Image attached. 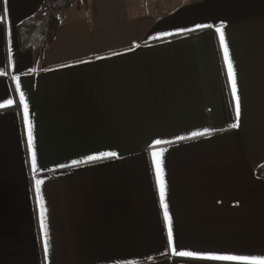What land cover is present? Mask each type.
I'll return each instance as SVG.
<instances>
[{
    "label": "crops",
    "instance_id": "obj_1",
    "mask_svg": "<svg viewBox=\"0 0 264 264\" xmlns=\"http://www.w3.org/2000/svg\"><path fill=\"white\" fill-rule=\"evenodd\" d=\"M43 1L0 0V264H229L172 255L153 151L177 251L264 254V0H87L34 63Z\"/></svg>",
    "mask_w": 264,
    "mask_h": 264
},
{
    "label": "snow or ice",
    "instance_id": "obj_2",
    "mask_svg": "<svg viewBox=\"0 0 264 264\" xmlns=\"http://www.w3.org/2000/svg\"><path fill=\"white\" fill-rule=\"evenodd\" d=\"M4 3L7 4L8 0H4ZM8 12L7 9L4 10V16L7 17ZM198 27H212V25H198ZM224 24L221 23L219 27L216 28V32L219 33L220 40H221V45L224 50V55H225V62L228 67V72H229V80L231 82L232 86V93L235 98V111H236V118L237 121L239 120L240 117V98L237 95V85H236V73L232 65V60L229 55V49L227 42L224 38V32H223ZM4 73H0V75H3ZM15 80L17 81V91L20 89V83H19V77H15ZM20 101L24 106L25 110V119H26V124L28 126V143L30 149H32V167L33 171L36 172L38 171L37 168V154L33 146V136H32V126H31V121L28 119V112H27V101L24 97V93L20 92ZM13 103V101H8L7 104L5 105H0V107H7L10 106ZM232 127H238V124H233ZM204 133H193V136L196 135H203ZM182 139V138H181ZM163 143H167V141L163 140H155L154 144L155 145H160ZM117 153L115 152H108V153H102L100 156H91L88 159L93 160V159H100L104 156H111L115 157ZM153 156V162L154 166L156 168L157 172V181H158V187L160 190V197H161V207L163 208L164 211V219H165V224L167 227V232H168V245L171 248L172 255L178 256V257H183V258H188V259H194V260H206V261H216V262H229V264H264V254H257V255H236V254H230V253H216V252H196V251H187V250H181L177 251L175 245H174V239H173V230H172V217L169 214L168 211V204L166 202V184L163 179V174H164V169H163V151L161 152H152ZM75 163H79L78 161H74ZM44 183L43 180L41 179H36L35 180V188L36 192L38 195V198L40 200V207H41V227L44 230V235H45V241H44V248H45V253L48 252V241H47V225L45 223L46 220V209L44 208V202H43V196L40 194L41 193V185Z\"/></svg>",
    "mask_w": 264,
    "mask_h": 264
},
{
    "label": "trees",
    "instance_id": "obj_3",
    "mask_svg": "<svg viewBox=\"0 0 264 264\" xmlns=\"http://www.w3.org/2000/svg\"><path fill=\"white\" fill-rule=\"evenodd\" d=\"M87 0H44L35 15L18 29L23 51L31 53L34 63L51 47L58 27L65 21L63 12L86 8ZM264 180V164L255 171Z\"/></svg>",
    "mask_w": 264,
    "mask_h": 264
},
{
    "label": "rangeland",
    "instance_id": "obj_4",
    "mask_svg": "<svg viewBox=\"0 0 264 264\" xmlns=\"http://www.w3.org/2000/svg\"><path fill=\"white\" fill-rule=\"evenodd\" d=\"M131 2H130V4H131V8L132 9H134V10H136L135 8H136V6L138 5H141L143 8H142V10H146V11H148L149 9H152L151 8V6H150V4L149 3H152V2H159L158 3V5L159 6H162V5H165L164 3V1H167V0H130ZM164 2V3H163ZM149 8V9H148ZM70 11H66V12H63V16H67V17H70ZM86 15H88L87 13H86ZM85 15V16H86Z\"/></svg>",
    "mask_w": 264,
    "mask_h": 264
},
{
    "label": "water",
    "instance_id": "obj_5",
    "mask_svg": "<svg viewBox=\"0 0 264 264\" xmlns=\"http://www.w3.org/2000/svg\"><path fill=\"white\" fill-rule=\"evenodd\" d=\"M88 17V15H86V18Z\"/></svg>",
    "mask_w": 264,
    "mask_h": 264
}]
</instances>
